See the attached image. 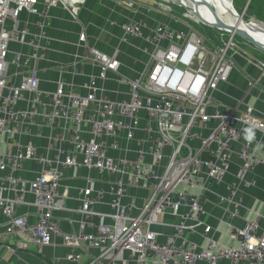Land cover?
Segmentation results:
<instances>
[{
  "label": "built area",
  "instance_id": "built-area-1",
  "mask_svg": "<svg viewBox=\"0 0 264 264\" xmlns=\"http://www.w3.org/2000/svg\"><path fill=\"white\" fill-rule=\"evenodd\" d=\"M86 1L0 0V215L7 219L0 248L11 254L40 252L57 239L69 250L64 260L71 264L83 260L84 250L95 252L86 264H264L259 214L240 228L228 224L233 245L218 243L209 225H203L204 245L187 238L192 232L187 220L203 223L209 187L224 184L234 160L238 164L228 195L216 197L227 218L238 215V190L255 184L247 176L264 165L259 155V150L264 153V120L252 107L242 113L224 111L213 98L229 80L235 56L246 57L262 72L264 61L235 43L236 35L212 27L193 5L181 1L171 3L185 9L181 17L167 9L184 30L142 22L123 27L126 36L143 39L151 48L145 51L147 72L140 77H123L116 58L88 49L81 60L93 63L98 74L81 85L85 95L63 82L53 92L42 91L35 63L49 47L51 10L61 7L76 21ZM116 2L128 9L136 5ZM22 14L33 20L23 23ZM194 24L220 35L206 38ZM84 38L81 33L79 42ZM11 67L22 71L11 75ZM109 74L121 78L126 97L112 100L98 89L97 82ZM60 125L70 127L48 138L51 155L17 139L41 136L39 127ZM25 163L39 166L33 178L20 176ZM74 168L96 173L105 187L88 178L77 189L78 207L68 209L59 188L64 172ZM131 189L146 191V197L134 201ZM105 197L108 211H98L95 206ZM26 205L32 206L33 222L17 214ZM183 209L187 212L181 214ZM64 212L78 215L75 233L61 229L55 215ZM167 213L181 220L170 225L173 233L162 243L156 228L164 226L160 217Z\"/></svg>",
  "mask_w": 264,
  "mask_h": 264
},
{
  "label": "crops",
  "instance_id": "crops-1",
  "mask_svg": "<svg viewBox=\"0 0 264 264\" xmlns=\"http://www.w3.org/2000/svg\"><path fill=\"white\" fill-rule=\"evenodd\" d=\"M117 0H87L81 8L78 18L73 21L69 14L61 7L51 10V18L46 28L47 37L50 39L47 51L41 59L35 63V68L41 70L39 87L42 91L53 92L59 82L65 83L71 88H75L82 95L87 93L81 85L87 83L91 77L98 74L97 67L90 61L81 60L88 49H96L99 52L116 58L120 66V74L128 79H135L147 72L148 57L145 51L151 48L143 39L128 37L123 32V27L128 22H142L153 28L159 24H167L174 30H184L185 25L175 22L169 13L168 7L147 0L135 1L133 9H128L124 5L118 4ZM236 13L243 17V20L264 28V0H230ZM172 11V10H171ZM248 18V20H245ZM32 17L22 14V21L31 22ZM84 33L85 42H79V35ZM146 35V34H145ZM235 65L229 80L221 84L213 94L214 102L224 111L242 113L247 107H252L256 115L264 120V72L257 64L251 62L244 56H235ZM260 60V59H259ZM22 71L14 67L10 68V74L15 76ZM43 71V72H42ZM121 78L109 74L105 81H98L97 87L105 95L118 100L127 96L128 89L123 85ZM13 82L18 81V77L11 78ZM250 83L252 84L250 86ZM70 126L63 130L62 125L54 129L39 127L41 136L18 137L22 144L32 143L42 155H51L47 149L48 138L65 132ZM68 148V146H65ZM116 156L119 153L115 154ZM260 158L264 160V153L259 150ZM237 160L231 167L229 175L223 185L210 186L204 208L207 213L201 222L194 218L187 220V225L192 228V232L187 238L198 244L204 245L203 225L211 227L210 236L218 243L229 246L234 241L230 239V229L228 224L240 228L245 222L253 220L256 214L258 222V235L264 236V165H259L247 177L254 181V185L248 189H239L237 195L240 198V208L238 215L227 218L225 216L224 205L216 198L218 194L227 196L229 185L233 181ZM39 166L34 163H25L20 176L33 178L38 172ZM92 178L96 180L98 187H105L103 180L99 176L82 168L68 169L64 172V177L59 188L60 195H66L65 207L75 209L78 207L77 189L85 187L86 180ZM146 191L141 189H131L129 195L131 199L139 202L146 197ZM109 197H105L103 204L95 206L98 211H108L107 203ZM31 202V197L27 198ZM181 210V214L186 213ZM33 209L31 205L22 206L17 210L18 215H24L29 222H33ZM55 217L59 220L61 229L66 233L77 231L78 215L72 212L58 213ZM181 219L167 213L160 217L164 224L157 227L162 236L160 242H165L173 233L170 225L176 224ZM7 219L0 215V232L4 229ZM93 223L96 220H92ZM202 223V224H201ZM88 231H92L91 224ZM69 250L63 246L62 242L53 239L50 246L43 247L39 252L35 249L9 253L5 247L0 248V264H71L64 260ZM83 260L78 264H86L90 255H94L93 250L82 252ZM59 259V261H57ZM198 264H206L199 262ZM220 264H228L223 261Z\"/></svg>",
  "mask_w": 264,
  "mask_h": 264
},
{
  "label": "bare ground",
  "instance_id": "bare-ground-1",
  "mask_svg": "<svg viewBox=\"0 0 264 264\" xmlns=\"http://www.w3.org/2000/svg\"><path fill=\"white\" fill-rule=\"evenodd\" d=\"M165 2H176L178 0H163ZM188 4L195 5L194 8L196 9L197 13H200V16L204 18L208 15L214 20V24L216 25L218 22L221 21L224 24L233 27L234 30L238 28L245 31L252 39L256 41L259 45L264 47V37L261 34H258L251 30L249 26H247L243 21L240 20V16L234 11L230 0H181ZM195 2V3H194ZM210 5L213 8L210 10ZM218 19V20H217ZM209 21H211L209 19ZM261 27V26H259Z\"/></svg>",
  "mask_w": 264,
  "mask_h": 264
},
{
  "label": "rangeland",
  "instance_id": "rangeland-1",
  "mask_svg": "<svg viewBox=\"0 0 264 264\" xmlns=\"http://www.w3.org/2000/svg\"><path fill=\"white\" fill-rule=\"evenodd\" d=\"M135 1H143V0H135ZM147 1H148V2H155L156 5L160 4V5L164 6V7H168V8H170V9L172 10L171 12H173V13H174L176 16H178V17H181L182 14H183V12H185V9L175 7V6H173L171 3H165V2H163V1H159V0H147ZM204 4H205V3H204ZM205 5L209 6V7L212 9V11H213V8H212L210 5H208V4H205ZM232 6H233V5H232ZM234 7H235V6H234ZM234 7H233V8H234ZM235 9H236V7H235ZM173 13H171V14H173ZM237 15H239V14L237 13ZM239 16H240V15H239ZM204 19H205L206 22H209V23H213V22H214V20H213L210 16H208V15H207ZM209 19H210L211 21H209ZM217 20H218V19H217ZM245 20H248V18H245ZM243 22H244V20H243ZM244 23H245L247 26H249V28H250L251 30H253L254 32H256V33H258V34H261V35L264 37V28H263V27H259V26H257V25H254V24H252V23H248V22H244ZM213 24H214V23H213ZM194 28H195L199 33H201L204 37H206V38H210V37H212L214 34L217 35V36L220 35V32H219V31H217V30H215V29H210V28H208V27H206V26H203V25H195V24H194ZM225 37L227 38L228 35L225 34ZM235 43H237V44H238V45H239L244 51L248 52L250 55H252V56L255 57L256 59H260L261 61H264V52H262V51L256 49L254 46H252V45L246 43V42L243 41V39H241L240 37L235 36Z\"/></svg>",
  "mask_w": 264,
  "mask_h": 264
},
{
  "label": "water",
  "instance_id": "water-1",
  "mask_svg": "<svg viewBox=\"0 0 264 264\" xmlns=\"http://www.w3.org/2000/svg\"><path fill=\"white\" fill-rule=\"evenodd\" d=\"M163 1V0H161ZM165 2V1H163ZM181 0L176 1V4L180 3ZM168 3H174V2H168ZM195 3V2H194ZM195 6V5H194ZM211 10V8H209ZM240 20L243 21V17L240 15ZM218 23L216 25H211L212 27L216 28V29H220V30H225L228 32L233 33L234 35L240 37L241 39H243V41H245L246 43L254 46L256 49L264 52V47H262L261 45H259L258 43H256V41L254 39H252L245 31H243L242 29L238 28L237 30H234L233 27H230L226 24H224L221 21H217ZM245 22V21H244ZM206 25H208L205 22Z\"/></svg>",
  "mask_w": 264,
  "mask_h": 264
}]
</instances>
